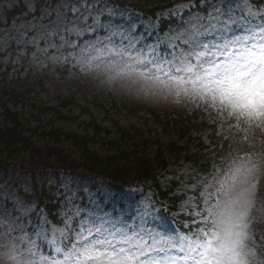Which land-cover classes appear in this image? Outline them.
<instances>
[{"label": "rangeland", "instance_id": "rangeland-1", "mask_svg": "<svg viewBox=\"0 0 264 264\" xmlns=\"http://www.w3.org/2000/svg\"><path fill=\"white\" fill-rule=\"evenodd\" d=\"M256 1L230 0L232 11H229L226 6L229 0H220L202 13L194 8V0H183L162 13L161 17H172L177 21L159 33L156 32L157 20L143 25L141 14L121 5L119 0L116 3L110 0H22L25 12L8 23L4 16L18 1L2 0L0 124L4 122L2 104L18 112L21 123L31 131L37 126L48 129L53 126L66 133L91 137L93 132L88 123L95 120L110 134L108 137L106 133L93 137L90 146L105 154L111 148L107 145L109 140L120 141L114 123L129 129H140L146 138L152 140L159 137L166 143L180 141L176 129H167L162 120H154L151 114L158 113L179 125L192 124L191 137H185L180 144L189 145L190 152H196L200 145L197 139H200L206 146L203 153L216 162L210 175H200L195 172L193 164L166 150L167 169L158 172L163 185L171 180L179 181L176 193L183 197L176 210H169V201L158 200L150 192H142L141 188L117 194L114 188L101 185L104 188L93 191L92 186H84L82 178L50 173L40 182L49 187L48 193L51 189L54 196L62 199L56 223L48 218L43 208H37L36 196L29 198L21 193L32 192L29 177L23 172L25 170L0 169V234L12 231L14 241L21 236L28 238V242L17 244V247L31 248L35 254L22 259H30L33 264L62 260L70 254V241L86 218L93 215L105 218L125 215L127 218L133 214L132 211L122 212V209L135 207L137 203L141 209L150 210L155 217L156 224L149 227L171 234L195 231L202 219L201 213L209 204H215L214 198L220 188L216 179L225 180L231 161L264 153V129L244 124L237 126L234 118L210 103L191 96L176 97L158 82L140 76L141 69L134 70L130 61L125 67V62L93 50V46L96 49L104 47L103 38L106 35L94 22L97 18L103 22L110 12L118 13L135 25L138 48L157 45L158 53L167 55L173 48L177 51L185 49L195 30L210 33L213 26L221 27L216 24L218 18L223 20L227 15H235L242 19L248 16L258 22L264 14V2L259 6ZM40 2L41 7L38 8ZM125 2L142 4L141 0ZM200 5H204V0ZM240 6L243 7V16L239 13ZM248 8L255 15H250ZM200 38L207 41L213 37L207 34ZM63 100L70 102L63 106ZM34 104L48 107L50 111L37 119V107H32ZM33 138L40 145L46 143L39 134ZM191 138L195 139L189 144ZM121 144L126 146L130 142ZM63 145L76 157L79 155L70 142ZM154 149L152 145L150 150ZM19 158L13 159L12 164L30 162L25 154ZM257 179L259 182L252 189L249 206V244L258 258H264V174ZM141 194L143 200L138 202L136 197ZM97 198L99 205L94 202ZM0 244L6 245L8 240H0ZM57 247L63 251L57 252ZM9 251L7 247H0V264H13L7 259Z\"/></svg>", "mask_w": 264, "mask_h": 264}, {"label": "snow or ice", "instance_id": "snow-or-ice-1", "mask_svg": "<svg viewBox=\"0 0 264 264\" xmlns=\"http://www.w3.org/2000/svg\"><path fill=\"white\" fill-rule=\"evenodd\" d=\"M226 6L232 11L230 0ZM247 11L255 15L251 8ZM239 13L243 16L242 6ZM94 23L106 35L104 47L93 46V50L125 62V67L130 61L134 70L141 69L140 76L158 82L176 97L191 96L210 103L234 118L237 126L264 129V14L258 22L248 16L218 18L216 24L221 27L213 26L210 33L195 30L185 49L173 48L167 55H160L157 45L138 48L135 25L118 13L110 12L106 20L97 18ZM207 34L213 38H200ZM261 174L264 153L232 160L225 180L216 179L220 188L215 204L206 207L200 224L187 234L149 227L156 224V219L139 203L122 209L132 211L127 218L93 215L82 222L70 241V254L49 264H264V258H258L249 244V206L252 189ZM136 200L142 202V194ZM94 202L99 205L98 198ZM4 239L8 244L0 247L10 249L8 260L13 264H33L30 259H22L34 255L32 249L17 247L28 242L27 237L14 241L12 231H8L0 234V240ZM56 251L63 250L57 247Z\"/></svg>", "mask_w": 264, "mask_h": 264}, {"label": "trees", "instance_id": "trees-1", "mask_svg": "<svg viewBox=\"0 0 264 264\" xmlns=\"http://www.w3.org/2000/svg\"><path fill=\"white\" fill-rule=\"evenodd\" d=\"M143 1L142 6L139 4H130V6L136 10L143 11L145 14L155 15L157 11L164 7L166 0H153L152 2H149V0ZM18 8L19 7H15L13 13L16 12ZM118 129L121 138L131 142L123 149L117 146L119 152L107 156L98 155L97 152L92 151L87 146L85 137H77L74 134L66 135V138L72 139L74 144L81 150L80 159L75 160L67 157L61 148L53 147L52 145L45 148L35 147L29 141L28 137L24 136L22 132L18 130L17 125L12 127L8 125L0 126V160H13V157H20L22 156L20 154L21 152L27 151L28 156H30L32 160V162L27 163L28 166L39 164L38 166L28 167L34 179L36 178L35 169L41 166V169L45 170L53 168L52 171L65 170L83 172L86 175L93 176L110 185H153L159 189L161 197H166L173 189L169 188L162 191L160 189V182L156 178L155 173L158 166L164 167L166 163L164 153L160 146L156 158L151 159L139 148L146 145L144 140L141 138V142L133 141L138 134V130L135 134H130V132L123 128ZM50 135L58 139L61 134L52 132ZM176 149H178V151L182 150L180 147H176ZM42 197L43 195L39 197L41 203H43ZM171 198L172 201L175 202L176 196L173 195ZM48 203V211L51 215L53 209H55V205L52 204V200H49Z\"/></svg>", "mask_w": 264, "mask_h": 264}]
</instances>
